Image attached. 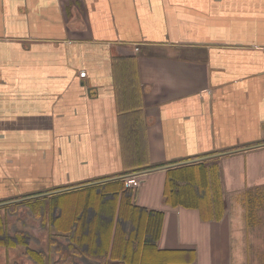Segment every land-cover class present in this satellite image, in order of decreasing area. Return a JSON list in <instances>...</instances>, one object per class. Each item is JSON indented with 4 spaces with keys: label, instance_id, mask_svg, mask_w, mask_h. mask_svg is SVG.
Masks as SVG:
<instances>
[{
    "label": "crops",
    "instance_id": "0c3cea01",
    "mask_svg": "<svg viewBox=\"0 0 264 264\" xmlns=\"http://www.w3.org/2000/svg\"><path fill=\"white\" fill-rule=\"evenodd\" d=\"M127 127L149 167L130 174ZM197 164L203 201L167 203V171ZM119 178L126 189L104 187ZM69 246L122 264H264V0H0V264H53Z\"/></svg>",
    "mask_w": 264,
    "mask_h": 264
},
{
    "label": "trees",
    "instance_id": "16d2710c",
    "mask_svg": "<svg viewBox=\"0 0 264 264\" xmlns=\"http://www.w3.org/2000/svg\"><path fill=\"white\" fill-rule=\"evenodd\" d=\"M114 72L120 110L123 111L125 107H128L130 105L127 109H124L125 114L129 108H131L130 110H132L133 113L139 111V105L135 104V100L137 97V82L136 71L134 67V57H125L122 59H118L114 64ZM126 119L128 125H130V121L135 120L134 117L130 115L128 117L126 116ZM134 125L135 123L131 125L132 128L134 127ZM137 136H140V132L138 133L132 131L131 127H127L126 131H121V139L123 141L122 155L124 166L128 171L126 172V174L149 168L147 165L145 148L144 146H142V143ZM202 167L203 165L201 164L190 166L185 165L168 170L165 186L166 202L172 204L173 206L177 204L176 202L182 203L184 205H199L197 203L199 202V200L203 201V199L196 197L194 194V190L196 189L195 185H202L203 187H205V172L203 171ZM123 180L124 179L119 178L113 183L106 184L104 187L111 188L116 192L118 190L126 189ZM204 203L205 202H203L202 204ZM159 224L160 223H158L157 229H159ZM122 246L123 242L122 240H120L118 245V252L122 250ZM26 253L29 256L35 257L39 261L43 262L44 257L41 253L31 250L26 251ZM88 254L89 253L86 254L76 249V247L69 246L65 251H60L59 259L53 264H72V258L76 255H83L90 258L94 257L93 255ZM99 256L93 258L97 260L99 264H122L121 261L108 262L105 258L106 255H101L100 257ZM136 262L137 261H135V263Z\"/></svg>",
    "mask_w": 264,
    "mask_h": 264
},
{
    "label": "rangeland",
    "instance_id": "374dc122",
    "mask_svg": "<svg viewBox=\"0 0 264 264\" xmlns=\"http://www.w3.org/2000/svg\"><path fill=\"white\" fill-rule=\"evenodd\" d=\"M99 199H101V200H99V202H101L102 200H103V195H101L100 197H99ZM90 204V203H89ZM98 206H99V203H97V202H92L91 204H90V207H91V211H90V214H92V211L93 210H97L98 209ZM88 210L86 209V211L84 212L85 214H84V216L82 215V217L80 218L81 220H80V222H81V224H82V222H84L85 223V221H87V220H85V219H82V218H84L85 216L87 217L88 216ZM85 217V218H86ZM84 223H83V225H84ZM83 229H84V227H82V231H83ZM91 232H92V230H90ZM90 232V233H91ZM104 247H105V245H104Z\"/></svg>",
    "mask_w": 264,
    "mask_h": 264
},
{
    "label": "built area",
    "instance_id": "2783aa9c",
    "mask_svg": "<svg viewBox=\"0 0 264 264\" xmlns=\"http://www.w3.org/2000/svg\"><path fill=\"white\" fill-rule=\"evenodd\" d=\"M126 182L129 184V185H133V186H136L138 185V180H137V177L132 175V177H128V178H125Z\"/></svg>",
    "mask_w": 264,
    "mask_h": 264
},
{
    "label": "water",
    "instance_id": "95a60500",
    "mask_svg": "<svg viewBox=\"0 0 264 264\" xmlns=\"http://www.w3.org/2000/svg\"><path fill=\"white\" fill-rule=\"evenodd\" d=\"M194 161H196V160H194ZM194 161H188V162H186V163L188 164V163H190V162L192 163V162H194Z\"/></svg>",
    "mask_w": 264,
    "mask_h": 264
}]
</instances>
